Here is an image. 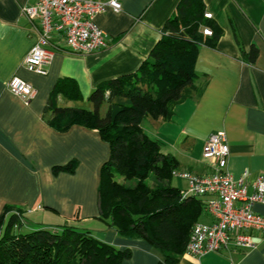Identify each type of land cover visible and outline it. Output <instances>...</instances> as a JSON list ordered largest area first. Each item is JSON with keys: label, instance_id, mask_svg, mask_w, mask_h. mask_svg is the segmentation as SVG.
Masks as SVG:
<instances>
[{"label": "crops", "instance_id": "obj_1", "mask_svg": "<svg viewBox=\"0 0 264 264\" xmlns=\"http://www.w3.org/2000/svg\"><path fill=\"white\" fill-rule=\"evenodd\" d=\"M37 2L0 0V215L7 205L23 209L28 219L39 213L38 221H27V229L74 223L78 216L77 227L131 252L123 264H162V254L148 242L123 238L98 219L100 170L109 159V145L97 131L79 126L56 132L46 123L45 110L54 88L65 79L78 87L81 98L60 97L59 103L92 109L90 98L100 84L133 74L149 58L181 0H118L121 12L108 8L95 19L110 40L104 49L86 56L70 53L63 36L54 34L49 48L55 54L46 76L30 72L24 64L38 41L40 26L23 8ZM204 2L220 36L213 46L202 44L197 49L194 70L202 88L177 108L173 121L148 119L142 126L161 143L164 154L179 161L177 173L196 176L212 172L203 146L211 134L225 131L228 170L236 178L247 172L253 184L264 175V0ZM14 76L37 89L29 103L7 89ZM73 161L74 174L54 172ZM172 183L182 193L189 188V182L178 176ZM198 199L203 207L199 222L211 223L205 208L208 199ZM254 209L264 215V205ZM253 237L255 250H223L202 257L185 253L181 264H264V233L255 232Z\"/></svg>", "mask_w": 264, "mask_h": 264}, {"label": "trees", "instance_id": "obj_2", "mask_svg": "<svg viewBox=\"0 0 264 264\" xmlns=\"http://www.w3.org/2000/svg\"><path fill=\"white\" fill-rule=\"evenodd\" d=\"M204 0H181L164 36L133 74L104 82L92 93V109L61 105L81 98L68 79L54 88L45 110L46 123L58 133L75 126L97 131L110 148L98 185V219L121 237L141 239L162 254V264H181L203 207L196 196L184 197L172 183L179 161L162 152L159 141L143 129L144 121L171 122L177 108L199 94L194 70L200 45H214L219 30L206 16ZM210 28L212 36L204 34ZM254 50V49H253ZM251 52L253 62L255 51ZM77 162L54 172L74 174ZM21 208L5 206L0 215V264H123L129 250L101 241L74 223L27 229Z\"/></svg>", "mask_w": 264, "mask_h": 264}, {"label": "built area", "instance_id": "obj_3", "mask_svg": "<svg viewBox=\"0 0 264 264\" xmlns=\"http://www.w3.org/2000/svg\"><path fill=\"white\" fill-rule=\"evenodd\" d=\"M112 9L119 13L122 5L118 0H38L32 7L23 8V13L32 21L38 20L40 31L24 64L39 76L48 75L55 51L51 48L54 34L63 36L70 53L86 56L104 49L107 39L95 23L96 17ZM212 19L211 14L205 15ZM212 36L210 28H204ZM11 94L25 103L36 95L37 89L29 82L14 76L7 84ZM230 148L226 132L211 134L203 146V157L211 162L212 172L203 176L189 173L174 175L189 182L184 197L207 198L206 212L213 218L211 223L194 225L186 253L202 257L223 250H255L257 243L253 233H264V215L255 212V206L264 205V175H259L253 184L244 172L234 177L228 170ZM252 187L253 191L249 189Z\"/></svg>", "mask_w": 264, "mask_h": 264}, {"label": "rangeland", "instance_id": "obj_4", "mask_svg": "<svg viewBox=\"0 0 264 264\" xmlns=\"http://www.w3.org/2000/svg\"><path fill=\"white\" fill-rule=\"evenodd\" d=\"M176 180V179H175ZM175 180H174V184L176 183L175 182ZM40 214L39 213H37V214H35V215H33V216H30V218L29 219H32V220H34L33 222H35V221H38L37 219H40ZM43 223V222H42ZM44 224H45V222H44ZM38 226V225H37Z\"/></svg>", "mask_w": 264, "mask_h": 264}, {"label": "water", "instance_id": "obj_5", "mask_svg": "<svg viewBox=\"0 0 264 264\" xmlns=\"http://www.w3.org/2000/svg\"><path fill=\"white\" fill-rule=\"evenodd\" d=\"M106 39H107V40H110V37H109V36H106Z\"/></svg>", "mask_w": 264, "mask_h": 264}]
</instances>
